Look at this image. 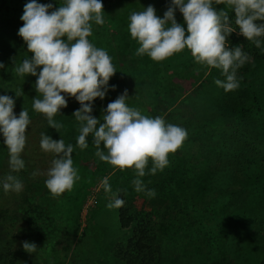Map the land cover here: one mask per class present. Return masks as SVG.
<instances>
[{
    "label": "rangeland",
    "instance_id": "obj_1",
    "mask_svg": "<svg viewBox=\"0 0 264 264\" xmlns=\"http://www.w3.org/2000/svg\"><path fill=\"white\" fill-rule=\"evenodd\" d=\"M170 5L171 0H120L107 10L103 8L104 24L93 22L92 29L108 30L121 24L129 33L128 16L133 11L152 6L156 15L163 18ZM213 6L217 11L225 8L224 4ZM179 16L182 15L177 10L176 21ZM181 25L186 26L184 21ZM101 40L95 34L91 37V43L98 48H102L97 45ZM141 57L148 62L151 59L147 55ZM180 60L177 53L161 62L164 80L159 82L160 88L166 87L172 95L166 104L158 100L147 109L131 107L150 117L149 111L158 105L170 106L168 112H172L184 98L189 101L196 98L201 104L193 109L202 112V122L212 119L217 106L223 105L225 95L231 105L224 111L227 119L234 118L235 104L255 101L257 105L245 113L237 130L226 129L217 136L216 133L198 138L187 136L181 148L169 155V165L163 171L140 178L146 191H155L152 198L135 190L132 181L136 176L132 169L120 171L99 160L92 135L86 137L87 148H79L78 153L72 154L73 167L80 179L65 194L54 198L45 185L51 166L44 169L43 164L37 166L43 183L40 188L36 184L37 188L32 187L28 193L36 199L43 220L38 219L39 228L32 230L37 250L25 253L30 255L25 258L28 264H256L264 258V70L247 71L243 65L246 74L237 76L239 88L225 92L214 83L217 79L225 80L222 70L212 71L190 57L184 63L192 65V74H185ZM110 85L109 94L113 92L114 100L124 93L118 91L113 78ZM36 97L39 95L35 92L32 98ZM90 114L101 124L104 122L106 112L101 113L97 102H92ZM164 115L156 112L153 117ZM218 122L215 118L214 124ZM182 128L191 133L204 127L189 124ZM1 147L6 159L9 155L0 134ZM151 167L149 161L146 172ZM105 178L111 193H105L102 187ZM22 184L20 195L29 190ZM113 193L116 198L123 197L129 210L128 228L120 226L118 208L106 206L113 202ZM172 209L175 210L170 213ZM133 233H137L134 238ZM144 235L143 252L138 253L134 250L135 242ZM24 261L22 258L18 264Z\"/></svg>",
    "mask_w": 264,
    "mask_h": 264
},
{
    "label": "clouds",
    "instance_id": "obj_2",
    "mask_svg": "<svg viewBox=\"0 0 264 264\" xmlns=\"http://www.w3.org/2000/svg\"><path fill=\"white\" fill-rule=\"evenodd\" d=\"M214 3L224 4L225 8L217 11ZM52 9L51 3L40 4L30 0L20 17L23 26L18 30V36L26 44L31 59L25 58L15 67V73L24 80L26 75L37 76V69H40L35 82L39 98L33 99V110L42 114L48 126L58 132L63 124L56 122L54 117L59 115L60 109L67 107L65 96L74 97L80 104L73 113L80 124L76 147L81 150L87 148L86 137L92 135L99 160L120 171L132 169L136 176L132 181L135 190L144 192L149 198L154 197L155 191H146L140 178L163 171L169 165V155L181 148L187 131L175 124H166L163 117L150 118L129 107L127 90L107 105L102 124L94 118L90 114L92 102L105 98L108 82L116 73L108 52L88 39L92 35L93 22L104 24L103 4L101 0H63L60 6ZM226 9L234 12L239 34L261 48L264 0H171L163 18L156 15L152 6L130 14L128 31L139 45L135 55H147L154 62H162L187 49L196 64L222 70L225 80H215L217 87L225 92L238 89L240 81L236 73L249 56L239 45L229 48L228 36L236 28L231 26ZM177 10L186 29L175 19ZM3 67L0 64V68ZM112 90H115L114 86ZM22 94L20 90L16 96ZM14 106L13 98L0 96V134L8 149L10 168L2 186L5 192L19 193L23 184L11 173L25 168L21 154L31 121L26 109H22L17 118ZM40 148L54 155L45 181L50 194L55 198L72 190L80 179L73 167L74 146L66 145L62 138L55 141L41 133ZM149 161L152 167L146 172ZM102 187L105 193L112 192L107 178L102 181ZM112 195L113 202L106 206L109 209L122 207L124 201L116 198L115 193ZM22 248L29 254L37 250L35 243L27 241L22 242Z\"/></svg>",
    "mask_w": 264,
    "mask_h": 264
},
{
    "label": "trees",
    "instance_id": "obj_3",
    "mask_svg": "<svg viewBox=\"0 0 264 264\" xmlns=\"http://www.w3.org/2000/svg\"><path fill=\"white\" fill-rule=\"evenodd\" d=\"M28 2L30 0H0V64L4 65L3 68H0V96L8 95L13 98L15 100L13 112L17 118L21 110L26 109L31 121L26 129L27 140L21 154V158L25 162V168L20 172L11 173L17 176L26 185V188H29V190H25L26 193L24 195L15 192H5L3 190V178L10 173V168L9 156L5 159L1 152L4 148H0V264H18L22 258L25 260V263L21 264H28L25 258L30 255H25L26 252L22 248V242L27 241L33 243L32 230L39 228L38 219L43 220L41 213L36 207V199L28 193L31 192L32 187L40 188L43 183V179L38 176L37 166L40 167L43 164V169L44 167L51 166L54 157L53 154L45 153L41 150V133H45V135L55 141H59L62 138L66 145L72 144L74 146V152L72 154L78 153L79 150L75 143L70 142H76L79 134L80 124L73 117V113L80 108V104L74 97L65 96L67 107L60 109L59 115L54 117L56 122L63 124V127L57 132L54 128L48 126L47 120L42 114L36 113L32 108L33 99H35L32 97L36 92L33 83L36 81L33 78L34 76L26 75L23 80L15 73V67L20 65L25 58L31 59V53H28L26 44L18 36V30L23 26L20 17L23 15L25 4ZM36 2L40 4L51 3L53 6H60L63 0H36ZM101 2L103 8L107 10L119 3L120 0H101ZM234 15V12L229 11L231 26L236 28ZM177 23H183L182 16H179ZM257 23L261 22L257 21ZM183 27L186 29V26ZM93 34H95V37L97 36V38L100 37L102 39L97 45L108 52L116 68V77L112 76L111 80L112 78L114 79V84L117 85L116 88L119 92L127 90L130 94H128L129 96L126 100L129 107L140 106L147 109V107L153 105L152 102L156 103L160 100V102L166 104L170 100L172 96L171 92L166 87L164 89L160 88L159 84L160 81L164 80L163 73L161 72L162 63L154 62L152 59L148 62L146 61V57L136 56L135 53L139 45L131 38L130 33L121 24L116 27L113 26L108 30L103 29L98 31L96 28H93ZM92 35L88 38L90 42ZM63 39L66 40V37ZM260 39L262 41L261 48H257L254 43L247 41L239 34L238 27L236 31L228 36L230 49L239 45L242 51L249 56V60L244 64L247 71L251 70L255 72L256 69L264 70V37ZM188 53L189 51L187 49L179 53L181 59L179 65H182L187 58L191 57V54ZM244 66L236 73L237 76L243 77L246 74L242 71ZM191 69V64H183V72L185 74L191 75ZM211 69L212 71L218 70L215 68ZM39 72L40 69L38 68L37 75ZM138 76L142 77L137 78ZM202 82H199L198 87L202 85ZM110 87L109 80L105 98L103 100L97 98L93 101L97 102L98 106L101 107V113H104L105 107L107 108V105L114 100L113 92L109 94ZM20 90H22L23 94L17 97L16 93ZM62 95L64 94L62 93ZM225 98L221 100L223 105H218V109L216 111L214 110L212 119L202 122V112L193 109V106L201 104L196 98H192L190 101L188 98H184L181 105H178L172 112H168L170 106L158 105L159 107L156 106L155 109L150 110L149 114L150 117H153L156 115V112L165 113L163 118L166 124L171 123L180 127H188L189 124H192V126L204 127L196 129L191 133L188 132V138L190 136L192 138H198L205 134L210 136L213 133H216L217 136L226 129L235 128L237 130L245 113H250L257 105L255 101H251L250 104H235L234 108L236 111L234 118L227 119L228 117L224 115V111L225 108H229L231 105H228L230 100ZM191 114L194 115L193 118ZM222 116L225 118H222ZM215 118L219 119L220 122L214 124ZM208 126L210 127L208 128ZM130 170L128 169L127 171L130 172ZM129 172L128 174H131ZM148 176L150 175L148 174ZM38 194L41 195L42 193L38 192ZM118 198L124 201L121 195ZM174 210L172 209L170 213ZM118 212L120 226L122 228H128L131 224V217L125 203L122 207L118 208ZM186 216H189V213L186 212ZM77 231L78 228L73 231L74 236H76ZM136 235L137 233H133V238ZM144 240L145 235L138 242H135L134 250L138 253L143 252ZM256 264H264V258Z\"/></svg>",
    "mask_w": 264,
    "mask_h": 264
}]
</instances>
